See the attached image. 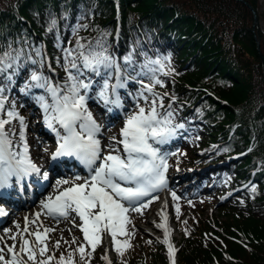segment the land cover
Segmentation results:
<instances>
[{
	"label": "snow or ice",
	"instance_id": "1",
	"mask_svg": "<svg viewBox=\"0 0 264 264\" xmlns=\"http://www.w3.org/2000/svg\"><path fill=\"white\" fill-rule=\"evenodd\" d=\"M62 18L67 20L66 15ZM87 29V24L72 26L75 42L69 40L66 47L58 20L55 16L49 20L46 34L55 35V46L61 52L56 64L64 72L62 81L51 75L55 70L43 44L37 46L25 39L23 43L17 41V46L12 42L0 45V190L12 187L13 183L20 184L33 175H42L45 181L49 179V173H41L32 161L26 136L28 125L17 111L15 101L9 104L6 95L25 73L27 78L19 92L34 99L44 114L45 125L58 137V146L51 159L72 157L88 170L87 177L76 175L73 180L57 179L56 194L48 196L40 205L49 218L69 221L78 228L82 242L75 237L64 240L71 251L56 257L52 248L59 251L60 241L51 248L48 243V234L55 229L38 224L30 232L29 223L37 224V221L25 217V226L20 228L17 224L16 234L5 230V235L14 243H4L0 237L3 243L0 264H52L53 261L56 264H91L93 254L107 237H110L113 250L123 257L130 244L127 239L122 241L118 237L130 235V213L142 214V209L152 200L159 199L153 194L167 187L168 157L161 153L160 147L169 144L177 137L178 130L184 128L183 123L175 122L172 105L164 103V96L168 94L155 91L157 86L165 87L160 76L174 72L170 57L153 59L141 52L139 55L144 59L137 61L133 48L122 57L121 63V58L108 43L110 34L102 32L94 40H86L79 33ZM45 68L49 75H45ZM130 83L139 85L135 94L129 93L133 108L126 114L119 139L110 136L108 143L102 145L101 126L89 110L88 101L95 99L108 112L123 108L120 90L128 88ZM33 89L42 90V94L36 95ZM252 191L255 192V188ZM171 195L173 201L179 199L175 192ZM164 206L167 207L166 201ZM176 213L178 219L179 207ZM6 215L5 209L0 208V217ZM40 215L36 213L37 220ZM161 219L163 222L157 225L163 230L161 243L167 246L169 260L175 264L176 249L170 241L168 219L163 212ZM101 259L105 264H112L107 254Z\"/></svg>",
	"mask_w": 264,
	"mask_h": 264
},
{
	"label": "trees",
	"instance_id": "2",
	"mask_svg": "<svg viewBox=\"0 0 264 264\" xmlns=\"http://www.w3.org/2000/svg\"><path fill=\"white\" fill-rule=\"evenodd\" d=\"M243 1L0 0V45L12 42L17 46V41L23 43L25 39L37 46L43 44L56 64L61 52L53 45L55 35L46 34L49 20L55 16L66 47L69 40L75 42L71 27L87 24L88 29L79 35L94 40L102 32L109 33L111 50H119L121 60L133 48L137 61L144 59L141 52L155 58L156 51L165 48L168 53H161L160 58L170 57L171 63L177 62L183 68L180 70L194 74L184 79L173 74L168 82L164 81L168 89L162 92L168 94L164 96L165 105L172 101L175 122L183 123V132H187L183 149L191 151V157L188 161L182 158L179 164L204 168L226 156L240 155L228 168L219 169L224 177L217 178L212 191H223L230 184L229 194H247L249 204L242 220L234 219L240 222L234 224L233 233H229L226 246L220 250L202 236L196 239L199 234L195 226L184 239L185 264H264V32L259 25L255 32V16L249 7L258 14L261 1ZM65 15L67 20L62 18ZM262 18L264 13H259ZM26 78L25 73L17 79L15 89L6 93L9 104L15 101L22 105L23 97L32 99L19 92ZM209 82L213 85L207 89L205 84ZM33 92L37 95L36 90ZM198 129L205 146L195 141ZM252 186L257 189L250 193ZM67 251L71 248L56 250L57 257L67 255ZM101 257V251L96 250L92 259L95 264H104ZM121 261L166 264L160 248L146 250L132 242Z\"/></svg>",
	"mask_w": 264,
	"mask_h": 264
},
{
	"label": "rangeland",
	"instance_id": "3",
	"mask_svg": "<svg viewBox=\"0 0 264 264\" xmlns=\"http://www.w3.org/2000/svg\"><path fill=\"white\" fill-rule=\"evenodd\" d=\"M260 1H261V4H260V8H259V13L262 15L264 13V0H260ZM249 7L251 8L250 5H249ZM251 9L253 11V15L256 17V19H254V22H253V28H256L259 25L260 30H262L264 32V19L262 18V20H260L259 19V13L258 14H257V12L254 13L255 12L254 9L253 8H251ZM255 21H256V23H255ZM257 29L258 28L255 29V32ZM257 32H258V30H257ZM259 41H261V40H258V44H259ZM55 44H56V42L53 43L54 47H55ZM44 49L49 50L48 46H45ZM149 49H150V46H149ZM148 51L150 52L151 49ZM114 53L119 58H120V54L123 55L122 53L119 52V50L115 51ZM151 53H152V51H151ZM161 53H163L162 49L160 51H156L155 54L157 56H155V58L162 56ZM155 58H153V59H155ZM49 59L51 60L52 67L55 70L54 73H52L54 79L59 78L62 81L63 77H64V72H63L62 68H60L59 66H57L56 64L53 63L51 56H49ZM122 62L123 61L121 60V63ZM179 66H180L179 63L172 62L171 67H172V69H174V72L168 76H162L161 75L160 79L168 82V80L170 79V77L173 74H179L180 79L181 78L182 79L188 78V77H191L194 75V74H189V73L185 72L184 70H180L183 68L181 66L180 67ZM44 73H45V75H49L47 68L44 69ZM145 82H148V81L145 79ZM166 82H164L165 87L157 86L155 88V91L157 93L162 94V92H164L165 89H168ZM130 84H131V88H135V87H132V83H130ZM137 85L138 84H136V88L138 89L139 86H137ZM205 85H206V87H208L207 89H209L210 85H213V82H209L208 84H205ZM208 91H210V90H208ZM36 92L40 93V94L42 93V91H40V90H37ZM130 93L135 94L134 91H131ZM23 101H26L27 104L31 105L33 99L29 100L28 98L25 99L23 97ZM93 103L96 104L95 100L91 99L90 104L88 103V105H92ZM168 104H172V101H169ZM188 104H190V103H188ZM128 106H130L131 108L133 107L132 104H129ZM23 107L24 108H21L18 112L21 115L26 116V114L23 113V111H25L24 109L26 107L25 106H23ZM91 109L95 113V115L93 114L94 118L96 119V115H97L98 124L100 126H102L101 124L104 123V121L102 120V111H100V109H98L95 106H91ZM29 115H32L31 109H30ZM26 118H27V120L29 119L27 116H26ZM36 125L37 124H34V129H33L34 131L36 130ZM122 127H123V124L120 127H118V129L113 128V127H109L110 130H103V131H105V135L103 137L104 138L103 145H106L108 143V138L110 136H116L119 139V132H120V129ZM252 135L254 137L255 133L253 132ZM195 138H196V140H195L196 143L202 142V139H201L202 135H201L200 129L197 130ZM202 143L204 146L206 145L205 142H202ZM36 147L40 152H42V155H43V153L45 152L43 147H41L39 144L36 145ZM160 150H163V146L160 147ZM177 152H170V154L167 155L168 162L170 160H172L175 162L176 166L178 164L177 161L181 162L182 158L186 159V161H188L187 159L189 157H191V151L185 152V150H184L183 153H177ZM171 153H176V155H171ZM45 155H47V154L45 153ZM228 157L229 156H226L224 159H227ZM40 164L42 165V167H45L44 163L43 164L40 163ZM183 166L186 167L187 165H183ZM190 170L188 169V172H190ZM194 172L199 173L200 171L196 170ZM169 173L170 172H168V170H167L166 179L170 175ZM213 173H215L214 176H216L218 178L224 177L223 174L221 175L218 172H213ZM178 174H181V172L175 171L174 173H172L173 176L178 175ZM208 177L209 176H207L206 178L208 179ZM222 181H224V179H222ZM212 183H214V182H212ZM253 188H255V187H253V186L250 187V189L248 191L250 193H252ZM255 189H257V188H255ZM230 191H231V188H230V184H229L227 186V188L223 191H219V192L215 191L214 192V191H204L203 190L199 196H195L194 197L195 199H192L190 196L187 197L186 194L184 192H182V189H181L179 191V193H176L177 197H179V199L176 201H173V199H170L169 196L165 193L159 197V200H157L156 203H154L152 206L149 207V209H148L149 211L147 213H144V212H143V214H138L135 212L130 213L131 224L128 225V231H129L130 235L128 237L120 236V237H118V239L122 240V241L127 239L129 244H130V242L135 243L138 246H142L146 250H148L150 247L160 248V252H161V255L163 256L164 262L166 264H172V262L169 260V257H168L167 246L164 245L163 243H161V241L164 238L163 237V230L157 227V225H159L163 222L161 219V213L163 212L164 214L167 215V219H168V228L170 230V241H171L172 245L174 246V248L176 249L175 256H174L175 264H185L184 261L186 259L184 257V252L186 249L184 250V245H185L184 239H186L187 237H189V235H191V233H193L195 226H197L198 234H199L196 237V239H198L200 236H202L215 249L220 250V248L222 246H224V247L226 246L227 236L230 235L229 233H233L234 224L236 225V224H238V222H240V221H237L234 219L237 218L239 220H242L243 216L245 215V210L248 208L247 206L249 204L247 197H245L247 194L243 195L242 193H234V195L231 196L229 194ZM197 193H199V192L195 191V194H197ZM225 196H228L226 201H221V198H223ZM189 199H192V200L188 203H185V201H188ZM165 201L167 202V207L164 206ZM182 201H183V203H181V204L176 203V202L180 203ZM177 207H179V209H180V214H179L178 219H177V213H176ZM190 221H193L194 225H191ZM71 227H72L71 223H69V226L67 223H50V228H54L55 231L48 234L49 247L51 248L52 245H54L56 241H60V243H61L60 249H70L67 244L64 245L65 244L64 240H71L72 238L75 237L78 242H79V239H81V241H82L83 237H82L81 233L79 234L78 231H76V233L73 234ZM69 229H70V231H69ZM61 237H63V240L61 239ZM109 241H110V237L105 238V241L101 244L100 247H98L97 253L100 250L102 256L107 254V256L111 260L112 264H121L120 261L122 260L123 257H119L117 255V253L113 250ZM148 241H151V244H149ZM12 243H14V242H12ZM188 245L189 244H187V248H188ZM73 246L76 247V245H73ZM52 254H55V256L57 257L56 249L52 248ZM155 256L159 257V254H156ZM103 262L105 264L104 260H103ZM91 263L95 264L96 262L93 259H91Z\"/></svg>",
	"mask_w": 264,
	"mask_h": 264
},
{
	"label": "water",
	"instance_id": "4",
	"mask_svg": "<svg viewBox=\"0 0 264 264\" xmlns=\"http://www.w3.org/2000/svg\"><path fill=\"white\" fill-rule=\"evenodd\" d=\"M238 1H241V2H244L243 0H238ZM252 8V7H251ZM254 13H256V12H254ZM255 19H256V17H255ZM255 23H256V21H255ZM259 49V51H260V48H258ZM263 69H264V60H263Z\"/></svg>",
	"mask_w": 264,
	"mask_h": 264
},
{
	"label": "bare ground",
	"instance_id": "5",
	"mask_svg": "<svg viewBox=\"0 0 264 264\" xmlns=\"http://www.w3.org/2000/svg\"><path fill=\"white\" fill-rule=\"evenodd\" d=\"M202 168V167H201Z\"/></svg>",
	"mask_w": 264,
	"mask_h": 264
}]
</instances>
